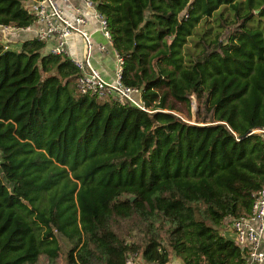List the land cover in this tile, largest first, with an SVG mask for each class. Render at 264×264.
I'll use <instances>...</instances> for the list:
<instances>
[{"label":"trees","instance_id":"16d2710c","mask_svg":"<svg viewBox=\"0 0 264 264\" xmlns=\"http://www.w3.org/2000/svg\"><path fill=\"white\" fill-rule=\"evenodd\" d=\"M91 1L143 108L0 38V264H242L225 227L264 176V0ZM31 5L0 0V25Z\"/></svg>","mask_w":264,"mask_h":264},{"label":"built area","instance_id":"2783aa9c","mask_svg":"<svg viewBox=\"0 0 264 264\" xmlns=\"http://www.w3.org/2000/svg\"><path fill=\"white\" fill-rule=\"evenodd\" d=\"M85 7L93 9V15L97 20L98 29L109 42V33L105 26V20L96 12L91 0H81ZM36 19L33 23L22 28H14L0 25L1 35L5 40L9 38L8 31L17 35L18 30L29 33V37H37L46 41L48 51L67 55L70 57L68 41L73 33H78L84 41V50L80 57H70L76 69V86L80 92H94L98 96L110 95L119 101L130 103L143 108L138 97V89L124 85L119 80L121 58L116 54V68L114 79L111 82L101 77L98 71L90 63L91 43L89 34L85 29L86 17L82 13L70 16L56 0H35L31 5ZM249 132H257L262 137L264 145V127H255ZM231 228L234 239L245 247V259L242 264H264V248L259 247V237L264 229V176L259 189L253 194L248 212L241 213L231 220ZM124 264H136L132 256H127Z\"/></svg>","mask_w":264,"mask_h":264},{"label":"crops","instance_id":"0c3cea01","mask_svg":"<svg viewBox=\"0 0 264 264\" xmlns=\"http://www.w3.org/2000/svg\"><path fill=\"white\" fill-rule=\"evenodd\" d=\"M57 3L63 8L66 14L73 16L75 13H82L86 17L85 29L89 34L91 43L90 63L98 71L103 79L108 82L114 79V70L116 68L115 52L111 46V43L104 38L98 29V23L93 15V9L91 7H85L81 0H56ZM35 0H28L29 5L33 4ZM11 41L21 40L25 37H29V33L26 31L18 30L17 35H13L8 31ZM0 38L4 39L0 34ZM48 50V47L46 46ZM68 49L70 57H80L84 50V41L78 33H73L68 41ZM227 234L234 239V233L229 224L225 227ZM259 247L264 248V229L259 237ZM136 264H154L152 262H143L141 259L135 261ZM174 264H178L175 262Z\"/></svg>","mask_w":264,"mask_h":264},{"label":"rangeland","instance_id":"374dc122","mask_svg":"<svg viewBox=\"0 0 264 264\" xmlns=\"http://www.w3.org/2000/svg\"><path fill=\"white\" fill-rule=\"evenodd\" d=\"M1 28V27H0ZM0 33H1V30H0ZM13 47H16L15 45L13 46ZM193 107H194V99L193 98H191V106H190V112H191V114H190V119L192 118V110H193ZM179 114L181 115V116H183L184 115V113H183V111L181 112H179ZM185 117V116H184ZM189 119V120H190ZM128 256H132V258L136 261L137 259H139V256H138V254L137 255H133V254H128ZM58 264H63L62 263V258H60L59 257V259H58Z\"/></svg>","mask_w":264,"mask_h":264}]
</instances>
